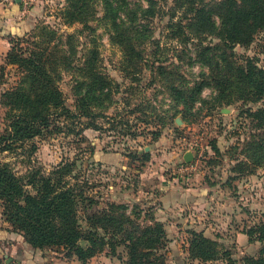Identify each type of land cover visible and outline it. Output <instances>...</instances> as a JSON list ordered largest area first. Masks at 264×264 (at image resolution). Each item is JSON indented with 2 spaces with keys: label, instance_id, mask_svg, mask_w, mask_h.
<instances>
[{
  "label": "rangeland",
  "instance_id": "374dc122",
  "mask_svg": "<svg viewBox=\"0 0 264 264\" xmlns=\"http://www.w3.org/2000/svg\"><path fill=\"white\" fill-rule=\"evenodd\" d=\"M113 1L124 5L121 15L126 21L137 17L136 23H142L138 26L142 39L132 31L139 42L134 57H127L114 41L117 35L102 20L101 0H95L97 16L90 29L64 22L67 0H21L19 17L28 19L31 29L17 38L6 35L7 39L11 48L18 45L26 56L42 45L52 47L51 59L60 62L56 84L71 113L53 119L51 132L16 141L10 151L0 154V162L9 164L25 182L33 175L38 179L63 170V175H55L57 181L93 199L97 209L124 207L118 213L125 211L141 229L162 224L164 264H245L247 257H260L261 235L254 232L250 237L248 232L264 223V145H257L264 131L253 116L264 109V99L250 102L234 84L226 96L232 97L230 105L214 103L217 90L212 86L204 88L195 104L179 103L171 87L191 89L204 73L209 75L199 44L216 45L219 40L209 35L193 39L188 31L176 38L178 27H172L183 21L185 13L174 0H154V17L144 12L151 7L149 0ZM15 2L0 0V8ZM228 52L237 65L252 61L264 67V32L249 46L238 45ZM7 54H0V134L7 130L8 109L2 97L23 78L17 65L8 64ZM96 55L95 71L89 72L87 63ZM98 75L107 80L108 88L90 95ZM85 108L92 115L84 116ZM187 153L193 155L189 163L184 160ZM157 177L186 180L187 185L178 188L182 206L170 210L160 201L159 186L146 188V181ZM190 188L203 193L194 202L186 200ZM26 189L35 193L32 186ZM85 216L80 207L83 228L88 225ZM0 219L13 228L1 203ZM193 231L217 243L221 253L217 260L191 258ZM42 253L46 264H82L60 247ZM128 253L122 245L115 251L106 246L86 264H125ZM0 264H7L4 257Z\"/></svg>",
  "mask_w": 264,
  "mask_h": 264
},
{
  "label": "trees",
  "instance_id": "16d2710c",
  "mask_svg": "<svg viewBox=\"0 0 264 264\" xmlns=\"http://www.w3.org/2000/svg\"><path fill=\"white\" fill-rule=\"evenodd\" d=\"M101 1L104 9L102 20L117 35L114 36V41L122 45L127 57H134L139 42L132 31L142 39V30H138L142 23H136L137 17L126 21L121 15L124 11L123 4H114L113 0ZM149 1L151 7L144 12L148 17H154L156 1ZM174 1L178 9L185 13L183 21L172 27L175 29L176 25L179 29H176V38L186 35L188 31L194 36L193 39L199 40L201 36L209 35L219 40L216 45L199 44L202 48L200 56L210 74L204 73L202 81L191 89L173 85L171 90L177 101L185 106L195 104L204 88L212 86L217 90L214 103L230 105L232 97L227 100L226 96L234 84L238 94L248 101L264 99V67H258L252 61H248L245 66L237 65L228 52L238 45L249 46L258 34L264 32V0ZM67 2V8L62 11L64 22L81 24L84 29L92 28L90 22L97 16L95 0L93 7L92 0ZM52 56V47L45 45L29 56L22 53L18 45L8 52V64L17 65L23 78L17 88L6 92L2 97V104L8 111L7 130L0 134V154L10 151L16 141L29 140L46 131L51 132L53 119L71 113L56 84L60 62L52 60ZM93 62H98L97 55L87 63L89 72L95 71ZM0 68L3 69L2 66ZM159 69L161 74H165L163 67ZM107 88V80L98 75L91 85L90 95L103 93ZM78 95H81L80 103L85 107V97H82L81 90ZM88 110L85 108L82 114L87 117L92 115ZM253 116L264 131V109L256 111ZM261 137L257 145H264V133ZM216 151L220 152V149L216 148ZM58 172L62 175L65 173L60 170L52 176H41L38 179L37 175H33L25 182L9 164L0 162V203L3 216L12 224L13 232L23 237L26 244L36 251L63 248L69 254L76 255L82 264H86L106 246L115 251L121 245L129 251L125 264L165 263V257L160 253L165 237L162 224L155 222L152 226L141 229L125 211L118 213L124 207L112 204L107 209H97L93 199L77 193L75 187L64 184L61 179L57 181L55 175ZM179 182L187 185L186 180ZM26 186H32L35 193L27 191ZM192 190L196 195L203 194L199 193L200 189ZM80 207L86 211L88 225L85 228L80 224ZM129 226H132V230L128 229ZM256 230H250L248 234L254 237V232H258L264 242V223ZM189 243L191 258L208 262L217 260L221 254L217 243L202 233L191 232ZM244 263L264 264V250L260 257H247Z\"/></svg>",
  "mask_w": 264,
  "mask_h": 264
},
{
  "label": "crops",
  "instance_id": "0c3cea01",
  "mask_svg": "<svg viewBox=\"0 0 264 264\" xmlns=\"http://www.w3.org/2000/svg\"><path fill=\"white\" fill-rule=\"evenodd\" d=\"M20 4L21 2H15L14 6L0 8V54H7L11 48L6 35L17 38L31 29L28 19L23 21L19 17ZM146 182L147 189L155 186L161 188L163 194L160 201L165 207L172 210V208L182 206V194L178 189L182 184L179 181H166L162 177H157V179ZM197 197L200 196L196 195L192 188L187 189L186 200L194 202L195 198L198 199ZM0 257H4L7 264H46L42 251H36L26 244L24 238L13 232V228L4 221L0 224Z\"/></svg>",
  "mask_w": 264,
  "mask_h": 264
},
{
  "label": "water",
  "instance_id": "95a60500",
  "mask_svg": "<svg viewBox=\"0 0 264 264\" xmlns=\"http://www.w3.org/2000/svg\"><path fill=\"white\" fill-rule=\"evenodd\" d=\"M17 3H20L21 0H16ZM193 159V155L191 153H187L185 156H184V160L189 163L191 162Z\"/></svg>",
  "mask_w": 264,
  "mask_h": 264
}]
</instances>
